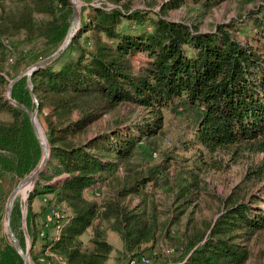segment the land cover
<instances>
[{"label": "trees", "instance_id": "1", "mask_svg": "<svg viewBox=\"0 0 264 264\" xmlns=\"http://www.w3.org/2000/svg\"><path fill=\"white\" fill-rule=\"evenodd\" d=\"M96 1L81 7L64 52L31 75L50 149L27 200L33 263L124 264L162 243L176 250H158L162 264L170 256L174 264H264L253 257L254 246L264 243V194L245 185L261 181L264 190V0H242L253 6L208 30L169 12L186 7L202 16L217 0H161L157 10L153 3ZM71 19L70 0H0V182L6 174L21 180L42 155L29 116L4 94L11 77L6 61L18 58L21 43L41 40L56 50ZM10 96L35 107L26 76L13 83ZM123 105L134 117L120 113ZM179 107L191 116L199 152L240 146L262 154L211 216L197 215L199 172L172 176L171 155L153 159L163 111ZM158 189L171 206L159 208L165 205ZM37 196L40 211L33 209ZM10 223L17 231L14 210ZM109 233L122 241L114 254ZM17 238L23 247L24 236ZM0 264L23 260L5 244Z\"/></svg>", "mask_w": 264, "mask_h": 264}, {"label": "rangeland", "instance_id": "2", "mask_svg": "<svg viewBox=\"0 0 264 264\" xmlns=\"http://www.w3.org/2000/svg\"><path fill=\"white\" fill-rule=\"evenodd\" d=\"M161 0H132L134 6L136 7H147L148 3H153L151 6L152 9L157 10V2ZM258 0L257 2H259ZM80 4V9L83 5L95 4L98 5L100 1H86L78 0ZM191 3V2H190ZM253 6L251 2L246 4L242 3V0H217L214 5H211L210 9L203 13L202 16H199L196 11L189 10L186 7H181L176 10L169 12V17L174 19H180L186 17L188 22H195L202 30H208L212 28L214 24H218L232 17H236L243 10L249 9ZM10 40L6 39L4 43H9ZM21 43L19 45V54L18 58L14 59L9 57L6 61V66L11 72V77H9V82L18 74H26L30 66L36 62L50 56L54 51H51L49 48H43L41 40L34 41L31 44ZM9 85V84H8ZM8 87V86H7ZM7 94V88L4 92ZM120 113L126 117H134V113L130 112L129 106L123 105L120 107ZM164 114V126L162 132L154 139L153 150L157 153L154 160H159L163 155H171L173 157L172 161L174 162L173 170H171L172 176L175 175L177 171L185 172L184 175L188 176V171L194 170L199 172V177L202 179V203L201 210L197 211V215L204 214L211 216L213 212L216 211L217 206L219 210L220 200L225 198L233 187L237 184H240L244 180V176L249 169H253L257 164L260 163L262 159V154L258 152H250L243 147L232 146L225 149H219L213 154H208L205 151L199 152L196 148V145L192 143L191 135V124H189V119L191 116L188 111L179 110L176 112L165 109ZM107 116H105L98 125L105 123ZM37 120L43 128L44 132V123L37 114ZM97 127V126H95ZM41 131V138L44 136V133ZM43 140V139H42ZM201 154L203 159L207 163L211 161L215 163V166L206 165L204 166L201 163ZM216 161V162H215ZM201 165L200 169H196ZM185 176V177H186ZM20 182V179H16L11 175H5L0 182V248L5 244H11V239L8 235L7 221L11 226V213L14 210L17 217V231H13L14 235L17 237V233H20L24 236V245L23 250L29 246L31 248V237L28 231V222L27 214L24 216L25 208V197L27 194H30L34 189V185L25 186L20 188L16 195L14 196L13 202L11 203L10 213L7 218V200L13 191L16 189ZM246 187L249 191L257 192V188H262L261 194H264L263 185L261 181H247L245 182ZM22 189V190H21ZM159 201L163 203L160 205V209H165L169 205L171 206V198L167 193H164L162 189H158L156 194ZM28 200V199H27ZM264 208V204L262 205ZM43 208V197L37 196L33 201V209L35 211H40ZM183 216L182 220L177 223L172 230L181 229L184 223ZM26 222L25 232L24 223ZM12 229V228H11ZM264 240V232L262 234ZM18 239V238H17ZM109 241L114 245L115 250L122 248V241L117 234H112L109 236ZM162 245V246H161ZM162 247H165L162 243L156 244L157 251L161 250ZM29 248V256H30ZM254 255L253 257H260L264 259V243H259L254 246ZM259 253H262V256H259ZM172 256L163 257V264H174L171 261ZM31 264H34L30 256ZM171 261V262H170ZM114 260L108 261L106 264H113ZM24 264V263H23Z\"/></svg>", "mask_w": 264, "mask_h": 264}, {"label": "water", "instance_id": "3", "mask_svg": "<svg viewBox=\"0 0 264 264\" xmlns=\"http://www.w3.org/2000/svg\"><path fill=\"white\" fill-rule=\"evenodd\" d=\"M72 3V19L67 31V34L63 40V42L60 44V46L48 57L36 62L35 64H33L32 66L29 67V69L27 70L26 74L20 73L17 76H15L10 82L9 85L7 87V94H6V98L8 100H10V102L15 105L16 107H18L19 109L23 110L24 112L27 113V115L29 116L33 131L40 143L41 146V151H42V155L41 158L38 162V164L36 165V167L30 172L28 173L24 178H22L18 184V186L16 187V189L13 191V193L10 195V197L7 200V218L8 215L10 213V209H11V203L13 202L14 196L16 195L17 191L25 186L30 185L31 188L34 185L35 180L37 179L38 175L44 170V168L47 166L48 163V158H49V144L46 138V135L44 133L45 136V142L41 139L40 137V133H39V127H38V120H37V114H38V102L36 99V96L34 95L33 91H32V84H31V75L33 74L34 70L40 67H45L46 65L50 64L52 61H54L57 57H59L64 50L67 48V46L69 45L72 37L74 36V34L76 33L79 24H80V4L78 3V0H70ZM26 76L27 77V81H28V86L30 88V94H31V98L33 100V102L35 103V107L33 109H29L27 107H25L23 104L18 103L17 101L13 100L10 96V90L11 87L13 85V83L18 80L19 78ZM29 194L26 195L25 197V208H24V216L27 214V199H28ZM25 225V232L27 233L26 230V222L24 223ZM7 228H8V235L11 239V244L12 246L15 248V250L18 252V254L21 256L23 263L24 264H31V260H30V256H29V246L26 248V250H23L17 237L14 235L11 226L8 224L7 221Z\"/></svg>", "mask_w": 264, "mask_h": 264}, {"label": "built area", "instance_id": "4", "mask_svg": "<svg viewBox=\"0 0 264 264\" xmlns=\"http://www.w3.org/2000/svg\"><path fill=\"white\" fill-rule=\"evenodd\" d=\"M156 156V153H154ZM174 247H162V252L170 254L175 252ZM124 264H162L160 262V254L157 249H153L148 253H140L139 255L130 257Z\"/></svg>", "mask_w": 264, "mask_h": 264}, {"label": "bare ground", "instance_id": "5", "mask_svg": "<svg viewBox=\"0 0 264 264\" xmlns=\"http://www.w3.org/2000/svg\"><path fill=\"white\" fill-rule=\"evenodd\" d=\"M38 127H39V133H40V137H41V131L40 130H42L43 131V133H45L44 132V130H43V128L41 127V125H40V123L38 122ZM41 139H43V141L45 142V136H42V138ZM22 190V189H21Z\"/></svg>", "mask_w": 264, "mask_h": 264}, {"label": "crops", "instance_id": "6", "mask_svg": "<svg viewBox=\"0 0 264 264\" xmlns=\"http://www.w3.org/2000/svg\"><path fill=\"white\" fill-rule=\"evenodd\" d=\"M113 233H109V236H111ZM115 234V233H114ZM114 264V263H113Z\"/></svg>", "mask_w": 264, "mask_h": 264}]
</instances>
